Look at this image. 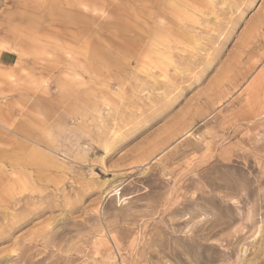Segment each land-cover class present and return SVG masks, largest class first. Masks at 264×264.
<instances>
[{
	"label": "rangeland",
	"instance_id": "rangeland-1",
	"mask_svg": "<svg viewBox=\"0 0 264 264\" xmlns=\"http://www.w3.org/2000/svg\"><path fill=\"white\" fill-rule=\"evenodd\" d=\"M0 264H264V0H0Z\"/></svg>",
	"mask_w": 264,
	"mask_h": 264
}]
</instances>
